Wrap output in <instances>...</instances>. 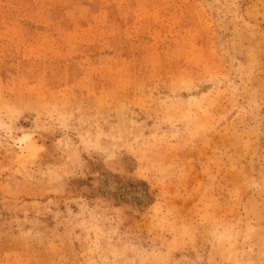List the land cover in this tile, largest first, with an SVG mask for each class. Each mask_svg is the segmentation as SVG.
<instances>
[{"label": "rangeland", "instance_id": "1", "mask_svg": "<svg viewBox=\"0 0 264 264\" xmlns=\"http://www.w3.org/2000/svg\"><path fill=\"white\" fill-rule=\"evenodd\" d=\"M0 264H264V0H0Z\"/></svg>", "mask_w": 264, "mask_h": 264}]
</instances>
